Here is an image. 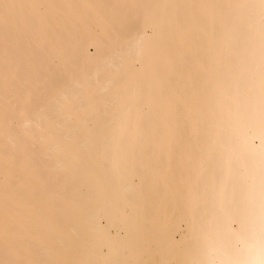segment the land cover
I'll use <instances>...</instances> for the list:
<instances>
[{
	"label": "bare ground",
	"instance_id": "bare-ground-1",
	"mask_svg": "<svg viewBox=\"0 0 264 264\" xmlns=\"http://www.w3.org/2000/svg\"><path fill=\"white\" fill-rule=\"evenodd\" d=\"M0 264H264V0H0Z\"/></svg>",
	"mask_w": 264,
	"mask_h": 264
}]
</instances>
